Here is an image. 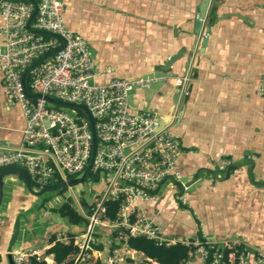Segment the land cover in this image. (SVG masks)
Instances as JSON below:
<instances>
[{
    "label": "crops",
    "instance_id": "obj_1",
    "mask_svg": "<svg viewBox=\"0 0 264 264\" xmlns=\"http://www.w3.org/2000/svg\"><path fill=\"white\" fill-rule=\"evenodd\" d=\"M202 2L63 0V18L88 42L96 59V83L166 76L154 89L133 92V113L171 115L178 102L175 79L191 78L181 118L172 127L183 152L178 169L189 187L188 204L179 203L178 189L167 185L146 206L148 216L168 236L190 237L202 229L209 241L240 239L249 253L264 251V97L259 92L264 85V0H213L200 32L196 22ZM3 84L0 68V151L18 146L25 128L23 112L9 102ZM41 210V196L29 193L24 182L13 176L3 180L2 264H10L7 249L19 214L26 219H21L13 251L37 250L41 261L56 264L47 254V240L52 232L63 235L59 224L41 223ZM97 235L103 250L93 251L86 264H124L127 258L129 264H140L135 255L143 262L142 253L116 241L111 232Z\"/></svg>",
    "mask_w": 264,
    "mask_h": 264
},
{
    "label": "built area",
    "instance_id": "obj_2",
    "mask_svg": "<svg viewBox=\"0 0 264 264\" xmlns=\"http://www.w3.org/2000/svg\"><path fill=\"white\" fill-rule=\"evenodd\" d=\"M35 2L37 14L28 29L34 4L27 0H0L3 87L9 102L20 106L25 118L21 143L0 151V171L9 166L24 167L32 182L38 184L36 190L68 182L70 177L80 178L93 155L90 119L79 109L57 106L44 97L88 109L96 135L88 176L98 175L105 190L99 200H95L96 195L88 205L74 194L72 186L66 189L87 221L85 233L75 237L81 250L77 264L92 261L91 246L100 231L111 232L122 243L131 237H144L160 247L181 244L188 249L182 264H264V251L249 253L240 239L212 242L202 229L190 237L168 236L147 214L146 206L158 200L161 189L167 185L178 189L179 203L188 204L189 187L178 169L183 152L172 127L181 118V103L190 94V76L175 79L178 102L171 115L133 113L130 104L133 92L165 82L166 76L96 83V59L88 42L65 25L63 0ZM59 47H62L59 51L31 68ZM27 70L25 87L22 77ZM259 92L264 97V85ZM27 93L41 97L31 99ZM107 201L119 203L113 220L106 218ZM57 240L64 242L67 237L63 235ZM31 257L38 262L42 260L37 250L12 251L15 264H28ZM140 264L157 263L144 257Z\"/></svg>",
    "mask_w": 264,
    "mask_h": 264
},
{
    "label": "trees",
    "instance_id": "obj_3",
    "mask_svg": "<svg viewBox=\"0 0 264 264\" xmlns=\"http://www.w3.org/2000/svg\"><path fill=\"white\" fill-rule=\"evenodd\" d=\"M88 177L99 179L98 175L93 174H89ZM32 188H39V186L32 182ZM100 197L101 196L97 195L96 199L99 200ZM105 206L106 218L113 220L116 217L119 203L107 201ZM41 208H44V203L41 204ZM52 212L57 213L60 217L66 219L69 228L65 232L67 242L58 241V235L55 232L49 234L47 241L51 246L47 250V254L53 256L56 264H77V257L80 255L81 250L75 243V237L85 233L87 221L81 216L71 199H68L58 209H53ZM122 244H127L131 250L142 253L144 257L151 259L158 264H182V260L185 259L188 254V249L181 244L171 247H160L157 246L154 241L148 240L144 237H131ZM91 247L92 250L90 252L103 250V246L101 244H96V242L92 244ZM82 263H91V261H84ZM28 264H46V262H38L36 257H31ZM94 264L102 263L97 260Z\"/></svg>",
    "mask_w": 264,
    "mask_h": 264
},
{
    "label": "water",
    "instance_id": "obj_4",
    "mask_svg": "<svg viewBox=\"0 0 264 264\" xmlns=\"http://www.w3.org/2000/svg\"><path fill=\"white\" fill-rule=\"evenodd\" d=\"M31 3L34 4L35 6V10L27 24V28L30 29V24L33 21V19L35 18L36 14H37V6H36V2L35 0H27ZM202 4L200 7V11H199V18L196 22V27H198V29L201 32V29L203 27V23L206 20L208 13H209V9L210 6L212 4L213 0H202ZM37 34L40 35H44V36H51V34L47 33V32H41V31H34ZM203 45V44H202ZM62 47H59L58 49L50 52L49 54H47L44 58H42L41 60H39L38 62H36L31 68L35 67L37 64H39L43 59H45L48 56H51L53 53L59 51ZM179 57L176 55L175 57H173L172 59L168 60L167 62V66L165 68V70H169L170 67L173 65V63L176 62V60ZM29 70H27L22 77L23 80V84L26 87V79H27V74H28ZM28 97L31 99H37L40 98L41 96L39 95H32V94H28ZM47 101H49L50 103H53L57 106H65V107H71V108H76L79 109L81 111H83V113L90 119L91 122V127L93 130V155H92V159H91V163L89 165V167L86 169V171L84 172V174L80 177V178H75V179H70L68 182H63L61 184H56V185H50V186H46L44 188H41L38 191H35L32 188V180L27 172V170L24 167L21 166H9L7 168H4L2 171H0V206L3 200V180L6 177L9 176H13L16 177L19 181H22L25 183L27 189L29 190V192L35 196H42L46 193H50V192H58V191H63L66 190L68 187L73 186L75 184H79L82 183L83 180H85L88 177V173L91 169L93 160H94V155H95V149H96V135L94 133V122H93V118L90 114V112L88 111V109L85 106L82 105H73V104H66V103H62L60 101H57L49 96H45L44 97ZM21 219H26V216L24 214H19L16 216L15 221H14V226H13V233L12 236L10 238L9 241V245H8V249H7V257H8V261L10 264H15L12 258V251H13V247L16 243V240L18 238L19 232H20V225H21Z\"/></svg>",
    "mask_w": 264,
    "mask_h": 264
},
{
    "label": "rangeland",
    "instance_id": "obj_5",
    "mask_svg": "<svg viewBox=\"0 0 264 264\" xmlns=\"http://www.w3.org/2000/svg\"><path fill=\"white\" fill-rule=\"evenodd\" d=\"M156 87H157V85H153L151 88L154 89ZM69 111L70 110L68 109V112ZM70 179H75V178L70 177ZM100 181H101V179L99 180V179H94L92 177H87L85 180H83L82 183L73 185L72 190H73L74 194L80 198V200H82L83 202H85L88 205H91L94 202L95 196L96 195L101 196L102 192L105 190V184H102V182H100ZM10 186H13L15 188L14 184H12V185L10 184ZM7 187H8V183L6 182L4 184V191L5 192H6ZM163 188H162V190H163ZM27 191L29 192L28 189H27ZM160 192H162V191H160ZM68 199H71L74 202L70 190L50 192V193H46V194L41 196V204L44 203V208H43V210H41V223H43V224L53 223L54 225L59 224L60 226L58 228H61V235H65L66 230L69 228L68 222L66 219L60 217L59 214L52 212V210L58 209ZM95 200H98V199L95 198ZM74 204H75V202H74ZM95 237L97 238V242H100V238H102V237L98 236V235ZM15 247H18V244H16ZM135 258H136L135 263L136 262H138V263L142 262L138 258L137 255H135ZM137 259H138V261H137ZM127 260H128V258L126 259V261H125L126 263H124V264H129L127 262Z\"/></svg>",
    "mask_w": 264,
    "mask_h": 264
}]
</instances>
